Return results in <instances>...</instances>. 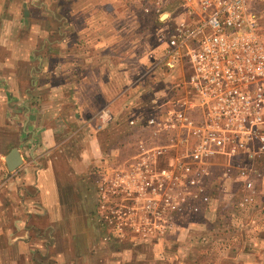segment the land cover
<instances>
[{
	"label": "rangeland",
	"instance_id": "1",
	"mask_svg": "<svg viewBox=\"0 0 264 264\" xmlns=\"http://www.w3.org/2000/svg\"><path fill=\"white\" fill-rule=\"evenodd\" d=\"M35 2L38 9L30 11L39 21L34 31L42 37L41 45L46 53H52V44L62 52L40 59L45 72L39 81L46 86L32 94L46 98L43 110L49 111L47 115L52 121L62 114L63 118L70 119L79 116L77 123L66 126L69 133L59 122L62 132L57 139L62 153L53 156L57 159L55 167L65 217L59 222L35 220L44 228L52 223L58 226L55 234L35 236L37 243H49L53 239V248L45 261H57V264H264V232H257L264 229V211L260 213L262 217L243 223L244 217L238 215V220L237 215L231 213L232 220L224 226L228 233L217 239L213 234L211 244L210 235L204 231L209 230V225L199 224L190 202L162 200L167 186H155L158 195L153 202L146 199L150 198L148 191L143 190L140 195L139 189L145 186V169L139 170V167L153 165V169L148 168L154 174L162 170L173 172L184 156L178 147L177 133L162 135L156 133V128L147 126L149 117L180 110L181 101L191 99L183 84L184 72L187 78L193 74L191 64L186 61L185 68L181 66L169 72L160 62L165 45L159 41V36L174 30L178 0L164 1L159 13L154 6L157 0ZM146 8L154 12L147 14ZM255 9L264 18V0L257 2ZM72 16L74 23L70 21ZM66 35L71 37L68 43L66 39L61 40ZM54 36L55 39L49 41V37ZM68 45L71 48L66 50ZM71 68L79 73L71 74L75 71ZM83 69L93 74L94 85L89 89L81 87ZM24 76L23 81H29V74ZM99 79L107 86L103 91L108 100L103 111L107 118L100 123L93 119L87 131L76 133L84 121V112L95 115L101 108L95 88ZM87 95L90 99L83 101ZM6 109L0 103V264H17L18 252L15 249L5 252L3 248L16 219L28 208L27 201L37 195V188L35 183L32 186L21 176L27 174L22 165L15 171H9L5 165L7 151L21 141L23 130L22 117L18 121L11 117L5 120L3 111ZM190 113L197 119L195 112ZM97 142L100 153L95 152ZM207 167L201 169L204 175L213 172ZM137 173L142 183L137 182L129 189L124 181L132 180ZM33 174L31 170L28 176ZM67 192L73 195V200L66 201ZM131 192L132 196L128 195ZM173 194L176 197V192H170L171 196ZM204 219L202 217V221ZM244 225L256 232L244 235L237 230ZM233 237L237 242L229 249L227 244H231Z\"/></svg>",
	"mask_w": 264,
	"mask_h": 264
},
{
	"label": "built area",
	"instance_id": "2",
	"mask_svg": "<svg viewBox=\"0 0 264 264\" xmlns=\"http://www.w3.org/2000/svg\"><path fill=\"white\" fill-rule=\"evenodd\" d=\"M164 1L155 2L157 13ZM260 1L178 0L174 30L159 36L165 45L160 62L169 72L185 68L186 61L191 64L193 74L187 78L185 71L183 82L191 99L181 101L180 110L149 117L147 126L162 135L177 133L184 156L173 172L154 174L153 165L139 167L145 169L140 195L148 191V201L158 195L155 186H167L162 200L190 202L198 214L194 202L208 201L201 169L222 159L228 161L222 178H234L251 194L263 177L259 163L264 161V18L255 9ZM153 12L146 8L147 14ZM136 175L124 181L129 189L142 183Z\"/></svg>",
	"mask_w": 264,
	"mask_h": 264
},
{
	"label": "crops",
	"instance_id": "3",
	"mask_svg": "<svg viewBox=\"0 0 264 264\" xmlns=\"http://www.w3.org/2000/svg\"><path fill=\"white\" fill-rule=\"evenodd\" d=\"M38 7L39 5L35 0H0V51H3L2 56L0 55V103L3 107H7L3 111L5 120L10 119L9 117L15 121H18L22 117L23 120L22 139L18 144H13L7 151L6 157L13 149H17L23 161L22 166L25 168L24 171L27 173L21 176H23L24 180H29V184L32 186L35 183L37 188V195L27 201L30 203L28 208L24 212H21L20 216L16 219L13 229L8 234L6 247L3 248L5 252L10 249H15L18 252L17 264H57V261H45L46 259L48 260V252L53 248L51 247L53 239L49 243H37L35 240V236L37 235L57 233V223H49L50 227H46V229L39 226L35 220L46 221L50 219L51 222H59L60 219L65 217L62 202L63 194L61 193L60 179L55 167L57 159L53 156L54 154L62 153L57 139L60 136L59 132H62L59 130V122L63 123L64 130L67 131L68 127L66 126L77 123L79 119V116L77 118L74 116L73 119L63 118L62 114L55 116L52 121V118L47 115L49 111L46 110L47 112H45L43 110L46 98H42L41 94H32L33 91L42 90L46 86V84L42 86L41 81H39L41 74L45 72V67L40 59L45 57L50 58L54 54L60 55L62 52L51 43L54 47L53 51H51L52 53L49 54L46 53L44 46L41 45L40 41L42 37L34 31L39 21L31 12L33 9H38ZM70 19L71 23H74V16ZM51 34L54 35V31ZM70 38V36L66 35L61 40L64 41L66 39V43H68ZM54 39L55 36L49 37V41L51 42ZM72 39H74L73 35ZM3 46L7 47V50ZM70 48L71 45H68L66 50ZM35 61H38V64H35ZM26 64L29 66H26ZM70 70L74 71L75 69L71 68ZM77 73H79L78 70H75L71 74ZM81 73L83 76L81 87L91 88V85H94L93 74L88 70L84 72V69ZM23 74H29V81H23L26 77ZM20 75H22V78H20ZM97 82L95 87L98 93L97 103L101 104V108L98 109L95 115L84 112V117L82 115L84 121H82V126H80L81 129L79 128L76 133L84 132L85 129L87 131V128L90 127L88 123H91L93 119L98 120L100 123V120L104 121L107 118V114L103 112L106 109L108 101L105 94H103L107 86L100 79ZM100 93L102 95L99 97ZM89 99V95L85 96V98L83 97V101ZM88 103L86 102L85 104ZM69 138H72V135ZM137 146L138 148L140 147V145ZM144 147L147 148L148 146ZM95 150V152H101L98 142L97 149ZM81 157L84 162L83 156ZM227 164L228 161L222 159L220 162L208 165L207 168L213 171L208 175L205 174L203 178L205 196L208 198V201L201 200L194 202L200 209L199 214H195L196 220H198L199 224L204 222L206 225H209V230L205 229L204 231L210 235L211 244L214 243L212 237L216 236L215 238L217 239L220 238V235L228 233L226 232L228 229L224 226L228 225L231 213L233 215L236 214L238 220L244 217L241 223L263 216L260 213L264 211V161L259 163L260 167L263 166V169L259 168L263 173V177L257 182L256 189L252 194L245 191L244 184H241L234 178L231 181H225L226 179L222 178L223 166ZM5 165L7 167L6 161ZM31 170H34V174L33 176H28ZM65 199L66 201L73 200V195L67 192ZM240 204L243 207H240ZM70 216L72 217V214ZM202 217L205 218L204 221H202ZM247 226H240L237 230L245 233L244 235L249 234L248 236L256 232L250 231V228ZM222 228H224L223 231H220ZM229 229L231 230L232 228ZM257 232L262 234L264 229L261 228ZM236 240L235 237L231 238V244H227V247L231 249L234 243L237 242Z\"/></svg>",
	"mask_w": 264,
	"mask_h": 264
},
{
	"label": "water",
	"instance_id": "4",
	"mask_svg": "<svg viewBox=\"0 0 264 264\" xmlns=\"http://www.w3.org/2000/svg\"><path fill=\"white\" fill-rule=\"evenodd\" d=\"M5 161L9 171L17 170L23 163L21 155L17 149H13L6 157Z\"/></svg>",
	"mask_w": 264,
	"mask_h": 264
}]
</instances>
